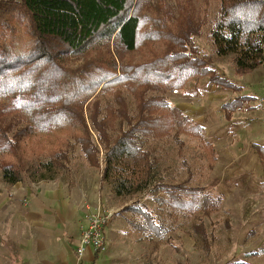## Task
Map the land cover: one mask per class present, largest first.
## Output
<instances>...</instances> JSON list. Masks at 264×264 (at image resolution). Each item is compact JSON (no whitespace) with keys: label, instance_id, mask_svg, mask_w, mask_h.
<instances>
[{"label":"trees","instance_id":"16d2710c","mask_svg":"<svg viewBox=\"0 0 264 264\" xmlns=\"http://www.w3.org/2000/svg\"><path fill=\"white\" fill-rule=\"evenodd\" d=\"M206 27L210 55L195 45ZM227 57L237 77L264 67V0H0V182L55 180L78 148L100 186L134 200L121 210L149 243L190 228L206 247L222 195L185 181L150 183L159 164L153 142L162 111L177 144L184 134L211 147L164 94L199 77L239 94L212 67ZM250 100L223 104V118L251 110ZM36 139L43 148L24 154ZM251 147L264 173V146ZM151 186L163 193L154 199L160 217L137 200Z\"/></svg>","mask_w":264,"mask_h":264},{"label":"rangeland","instance_id":"374dc122","mask_svg":"<svg viewBox=\"0 0 264 264\" xmlns=\"http://www.w3.org/2000/svg\"><path fill=\"white\" fill-rule=\"evenodd\" d=\"M209 29L204 28L200 37L195 39L200 54H213L208 38ZM212 67L235 85L251 79L250 76H235L229 57L218 59L213 62ZM259 80V89L263 94L264 78ZM232 97V92L210 86L207 78L202 77L189 81L181 91L164 94L170 106L182 105L181 109L187 113L185 116L199 123L204 142L211 147L204 146L196 137L184 134L179 135L182 145L177 144L167 128V116L162 111L160 113L164 125L153 142L159 164L150 183L154 184L158 180L165 184L185 181L187 187H204L214 194L223 195L219 211L210 216L211 221L216 222L215 238H210L206 247L201 239H197L198 236L187 232L190 228L165 234L155 245L149 243L129 224L138 219L130 212L121 210L132 205L134 200L124 203L108 187L100 186L99 170L86 165L78 148L72 153L68 170L59 174L55 180L32 182L24 177L18 183H69L91 191L94 194L92 200L96 201L100 213L105 210L113 213L109 227L104 230L102 253L109 250L115 264H250L251 258L255 256L250 246L252 248L253 243H257V238L261 239V236L254 237L253 221L264 218V188L260 187L264 183V173L250 147L248 137H243L236 130L240 125L229 124L223 118L220 105ZM42 148V142L36 139L28 143L22 152L33 156ZM208 153H211L210 157ZM213 155L217 160L215 166H211ZM10 187L0 182V195ZM162 194L151 186L137 200L144 198V205L157 213L158 207L154 199ZM85 226L86 224L82 227Z\"/></svg>","mask_w":264,"mask_h":264},{"label":"crops","instance_id":"0c3cea01","mask_svg":"<svg viewBox=\"0 0 264 264\" xmlns=\"http://www.w3.org/2000/svg\"><path fill=\"white\" fill-rule=\"evenodd\" d=\"M247 76L251 77L250 81L241 82L240 93L234 97L249 96L252 109L235 112L227 123L240 125L236 130L248 137L250 147L252 144L264 146V93L259 89L264 67L242 77ZM234 97L223 102L220 109ZM173 107L187 114L182 105ZM192 122L200 126L194 119ZM262 184L260 187L264 188ZM4 191L0 195V264H115L109 250L103 254L89 248L81 258L75 254L85 217L99 211L91 191L56 182L17 183ZM143 199L139 204H144ZM253 224L254 237L261 236V239L257 238V243L250 246L255 254L250 264H264V218L255 219Z\"/></svg>","mask_w":264,"mask_h":264},{"label":"built area","instance_id":"2783aa9c","mask_svg":"<svg viewBox=\"0 0 264 264\" xmlns=\"http://www.w3.org/2000/svg\"><path fill=\"white\" fill-rule=\"evenodd\" d=\"M112 216V211L105 210L104 213L97 211L85 217L86 226L81 227L75 246L77 258H81L89 248L95 251L103 250L104 230L108 226Z\"/></svg>","mask_w":264,"mask_h":264}]
</instances>
